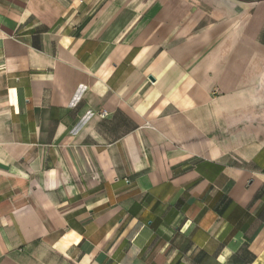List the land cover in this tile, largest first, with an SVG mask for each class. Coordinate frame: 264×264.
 <instances>
[{"label":"crops","instance_id":"obj_1","mask_svg":"<svg viewBox=\"0 0 264 264\" xmlns=\"http://www.w3.org/2000/svg\"><path fill=\"white\" fill-rule=\"evenodd\" d=\"M0 264H264V5L0 0Z\"/></svg>","mask_w":264,"mask_h":264},{"label":"rangeland","instance_id":"obj_2","mask_svg":"<svg viewBox=\"0 0 264 264\" xmlns=\"http://www.w3.org/2000/svg\"><path fill=\"white\" fill-rule=\"evenodd\" d=\"M251 1H254L255 3L264 5V0H251Z\"/></svg>","mask_w":264,"mask_h":264},{"label":"built area","instance_id":"obj_3","mask_svg":"<svg viewBox=\"0 0 264 264\" xmlns=\"http://www.w3.org/2000/svg\"><path fill=\"white\" fill-rule=\"evenodd\" d=\"M107 114V112L105 111V110H102L101 112H100V115L101 116H105Z\"/></svg>","mask_w":264,"mask_h":264},{"label":"trees","instance_id":"obj_4","mask_svg":"<svg viewBox=\"0 0 264 264\" xmlns=\"http://www.w3.org/2000/svg\"><path fill=\"white\" fill-rule=\"evenodd\" d=\"M244 245H245V243L239 249L243 248Z\"/></svg>","mask_w":264,"mask_h":264}]
</instances>
